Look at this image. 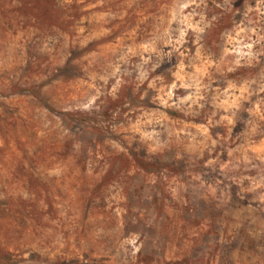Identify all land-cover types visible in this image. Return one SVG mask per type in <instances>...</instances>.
Here are the masks:
<instances>
[{
    "label": "rangeland",
    "instance_id": "1",
    "mask_svg": "<svg viewBox=\"0 0 264 264\" xmlns=\"http://www.w3.org/2000/svg\"><path fill=\"white\" fill-rule=\"evenodd\" d=\"M0 264H264V0H0Z\"/></svg>",
    "mask_w": 264,
    "mask_h": 264
}]
</instances>
